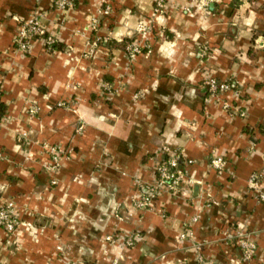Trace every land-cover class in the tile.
Here are the masks:
<instances>
[{
    "label": "crops",
    "instance_id": "obj_1",
    "mask_svg": "<svg viewBox=\"0 0 264 264\" xmlns=\"http://www.w3.org/2000/svg\"><path fill=\"white\" fill-rule=\"evenodd\" d=\"M55 2L0 0V207L19 222L0 229V264H264L248 185L264 174V0ZM30 15L62 51L14 50ZM142 25L129 60L121 42ZM210 78L231 90L210 97ZM45 145L71 152L56 171L42 169ZM164 147L192 184L138 210ZM236 227L256 246L248 262L225 239ZM108 235L138 237L120 249Z\"/></svg>",
    "mask_w": 264,
    "mask_h": 264
},
{
    "label": "built area",
    "instance_id": "obj_2",
    "mask_svg": "<svg viewBox=\"0 0 264 264\" xmlns=\"http://www.w3.org/2000/svg\"><path fill=\"white\" fill-rule=\"evenodd\" d=\"M55 5L58 8L64 9L69 7L65 0H59L55 2ZM108 10V8H106ZM95 22V21H94ZM146 28L139 27V32H144ZM46 34L44 28L38 23L36 18L33 15H30L29 18L21 22L18 26L17 34L13 42V48L16 52L25 54L31 47L32 42L35 39L41 40L46 49L47 46H51L55 43V39L50 36L44 37ZM143 40L139 44H133L127 47L126 55L128 59L132 60L135 56L140 54L143 47ZM16 45V46H14ZM208 88V93L210 97L214 98L218 95L224 94L231 90V86L225 82H219L210 78L206 82ZM105 90L107 86L104 85ZM73 108L76 106L75 103H69ZM224 108L230 109L229 105L223 104ZM63 107L64 103L59 104ZM71 110L75 112V109ZM26 137L25 134H22L21 138ZM48 155V162L42 164V169L44 171L52 172L56 170L65 157L62 156L63 150L59 149L56 146L45 145L43 147ZM162 159L158 163L155 170V181L149 185L147 189V194L139 197L134 200V207L138 210L149 209L148 207L152 206L151 203L157 197L162 194H167L171 196H178L183 190L184 185H191L190 180H185L183 173L181 171V156L180 154L170 149L169 147L162 148ZM224 165V160L220 156H215L211 161V167L214 170L220 171ZM249 190L253 194V198L257 203L264 204V174H252L248 180ZM199 215L193 216L190 219L191 224H194L198 221ZM18 224L15 222L13 217V205L8 203L5 207L0 208V229H2L7 234H14L16 232ZM138 237L137 235L135 236ZM185 237L192 238V232L190 228L186 230V233L181 235V238ZM136 238L134 236H125L120 235L114 237L111 235L106 236L105 241L114 245L120 249L133 247L136 243ZM229 243H232L237 247L241 252V258L243 262L250 261L256 252V246L251 242L244 230L240 227H236L228 232L226 238ZM117 259L114 261V264H117Z\"/></svg>",
    "mask_w": 264,
    "mask_h": 264
},
{
    "label": "rangeland",
    "instance_id": "obj_3",
    "mask_svg": "<svg viewBox=\"0 0 264 264\" xmlns=\"http://www.w3.org/2000/svg\"><path fill=\"white\" fill-rule=\"evenodd\" d=\"M100 13H101V15H105V16H107L109 13H110V9H108V10H106V9H104L103 11H100ZM100 15V16H101ZM99 19H93L92 21H91V28L92 29H97V26H98V24H99V21H98ZM95 21V22H94ZM141 27H143V28H146L147 29V27H148V25H142ZM149 30H145L144 32H139L138 33V31H137V36H135L131 41H132V43L131 44H129L128 46H130V45H133V44H139V42L140 41H142V39L144 38V34L143 33H147ZM130 60V59H129ZM69 153H71L70 151H67L66 152V150H63V154H62V156L63 157H65V158H68L69 157ZM58 169V168H57ZM56 169V170H57ZM56 170H54V171H56ZM2 207H5V206H2ZM1 208V207H0ZM149 208V207H148ZM13 217H14V220H15V222L18 224L19 222H18V220H17V217H16V215H15V213H14V211H13ZM18 227V226H17ZM16 230H17V228H16ZM15 234V233H14ZM14 234H9V235H14Z\"/></svg>",
    "mask_w": 264,
    "mask_h": 264
},
{
    "label": "trees",
    "instance_id": "obj_4",
    "mask_svg": "<svg viewBox=\"0 0 264 264\" xmlns=\"http://www.w3.org/2000/svg\"><path fill=\"white\" fill-rule=\"evenodd\" d=\"M55 1H59V0H55ZM65 1L71 6L77 5V3H78V0H65ZM46 36L47 35H45L44 37H46ZM131 43H132V41H122L120 47L123 48L124 51H126L128 45L131 44ZM14 46H16V45H14ZM47 48H48L47 49L48 51H52V52L53 51H62L63 50L62 45H60L59 43H55V44H53L51 46H47ZM3 113H4V110L2 109V106L0 104V118H2Z\"/></svg>",
    "mask_w": 264,
    "mask_h": 264
}]
</instances>
